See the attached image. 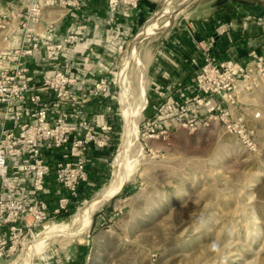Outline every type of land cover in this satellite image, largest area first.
<instances>
[{"label":"rangeland","instance_id":"374dc122","mask_svg":"<svg viewBox=\"0 0 264 264\" xmlns=\"http://www.w3.org/2000/svg\"><path fill=\"white\" fill-rule=\"evenodd\" d=\"M82 1L45 10H78ZM104 1L110 18L137 12L141 2L132 7L119 0L112 12ZM147 1L148 11L125 35L108 75L99 78L107 88L94 98H108L111 125L77 123L107 137L106 160L92 177L86 171L88 184L66 213L13 239L0 252V264H264V96L241 97L232 110L233 117L260 113L249 122L253 135L250 147H244L221 121L197 107L195 82L189 94L177 88L165 97L151 71L165 41L191 30L185 28L190 17L240 4L264 25V0ZM28 5L29 0L8 15L0 6V32L9 28L10 14L19 17ZM19 18L24 34L25 19ZM227 26L220 23L214 31L221 34ZM73 29L68 32L75 34ZM124 145L125 156L120 155ZM123 174L129 175L126 182L84 220L81 231L68 235L80 228L77 210Z\"/></svg>","mask_w":264,"mask_h":264},{"label":"built area","instance_id":"2783aa9c","mask_svg":"<svg viewBox=\"0 0 264 264\" xmlns=\"http://www.w3.org/2000/svg\"><path fill=\"white\" fill-rule=\"evenodd\" d=\"M76 2L29 0L25 13L18 15L25 19L22 46L12 54H0V64L3 60L14 63L11 70L0 69V112L3 115L0 128V229L7 230V237L0 239V252L13 239L32 234L44 222L69 210L72 202L80 197L81 188L88 184L84 161L88 147L93 145L102 149L108 144L107 137L97 135L93 127L72 123L67 111L58 109L54 115L50 113L42 104L41 96L31 92V78L23 64V59L35 52H43L46 59L56 60L82 41V37L72 30L57 38L56 28L50 23L46 25L44 35L28 28L39 22L45 9L73 6ZM123 2L136 7L137 0ZM107 3L112 12L120 5L119 0H107ZM217 35H220L218 31L198 40L200 65L194 78L198 94L193 100L197 107L205 108L209 119L221 121L226 132L238 137L242 146L250 147L253 129L249 122L259 118L260 113L251 111L233 117L232 110L241 97L264 96V54L249 51L240 60L219 58L215 52ZM76 84L74 77L55 71L41 85L52 92L54 101L63 105L78 100ZM106 88V80L98 79L84 94L101 96ZM23 103L27 104L23 111L15 110L16 105ZM184 107L180 109L186 110ZM77 131H81V135L74 137ZM47 148L55 157L64 151L62 158L54 159L53 167L43 155ZM52 172L55 182L65 193L57 199L50 213L41 194L45 179ZM24 179L29 180L35 198L25 193Z\"/></svg>","mask_w":264,"mask_h":264},{"label":"crops","instance_id":"0c3cea01","mask_svg":"<svg viewBox=\"0 0 264 264\" xmlns=\"http://www.w3.org/2000/svg\"><path fill=\"white\" fill-rule=\"evenodd\" d=\"M151 5L147 0H141L137 12L129 11L116 14L110 18L104 0H83L78 10H44L37 24H30L29 29L44 35L45 27L54 22L56 37L63 36L73 27L82 42L75 44L56 60H48L43 52H35L25 57L23 64L28 68L31 78V92L41 96V102L47 106L50 113L63 109L70 115V121L77 124L86 121L96 128L102 129L111 125L112 111L105 96L94 98L86 96L84 91L99 78L106 77L113 67L117 55L121 52L127 32L132 24L142 18ZM0 6L7 11L24 9L27 0H0ZM249 9L240 4L221 7L217 14L203 17H190L191 23L165 41L161 53L152 61L151 71L155 83L162 88L165 97L170 96L175 89H182L186 93L192 91L194 77L200 65L198 40L215 34L218 24H227L226 31L216 36L215 52L219 58L240 60L249 51L264 54V25L253 16ZM196 14V12L191 13ZM190 14V16H191ZM241 17V18H240ZM11 18V19H8ZM7 29L0 32V54L13 53L22 46L23 32L19 28V17L10 14L7 17ZM188 22V21H187ZM230 23V25H229ZM126 35V36H125ZM14 63L3 60L0 69L11 70ZM55 71H63L77 81L76 91L78 100L72 104H59L54 101L52 92L43 89L42 81ZM27 104H18L15 110L23 111ZM2 112H0V128L2 127ZM12 126V125H10ZM15 126V125H14ZM77 131L74 137H79ZM64 151L56 157H63ZM108 148L98 149L89 146L85 155V168L89 177L94 174V168L100 166L107 157ZM43 155L53 167L54 152L47 148ZM23 188L26 194L33 195L28 179H24ZM63 189L55 182L53 172L45 179L44 191L41 198L48 205L51 213L57 199L64 195ZM34 196V195H33ZM35 198V196H34ZM7 237L6 228L0 229V239Z\"/></svg>","mask_w":264,"mask_h":264},{"label":"bare ground","instance_id":"6f19581e","mask_svg":"<svg viewBox=\"0 0 264 264\" xmlns=\"http://www.w3.org/2000/svg\"><path fill=\"white\" fill-rule=\"evenodd\" d=\"M139 41V40H138ZM126 116V115H125ZM135 119V118H134ZM134 128H136V127H134ZM127 129V128H126ZM128 130V129H127ZM131 130H132V127H131ZM126 132H128V131H126ZM135 134V133H134ZM130 136V135H129ZM127 139V138H126ZM136 139V138H135ZM125 140V139H124ZM136 141V140H135ZM123 143H126L125 141L123 142ZM129 143V142H128ZM127 148H128V145H124L123 147H122V151H121V153H120V155L122 154L123 156H125L126 154H127ZM134 148V147H133ZM129 150V149H128ZM135 150H137L136 149V147H135ZM133 152H135V151H132V153ZM137 152V151H136ZM138 153V152H137ZM133 154H135V153H133ZM134 156V155H133ZM119 159V158H118ZM122 159V158H121ZM121 159H120V161H121ZM138 160V159H137ZM119 161V162H120ZM135 161V160H134ZM118 163V162H117ZM123 168H124V165H123ZM122 168V169H123ZM121 169V168H120ZM120 169H119V171H120ZM129 170V169H128ZM130 172H131V170H130ZM119 175H120V173H119ZM119 175H116L115 177H114V179H112V181H111V183H110V185H108L104 190H102V191H100L91 201H89V202H86L85 204H84V206L82 207V208H80V209H78L77 210V212H76V214L74 215V219H75V221H78V223H80V228L78 229V230H76L75 232H73L72 234H68V235H73V234H75L76 232H79V231H81L82 229H81V227L83 226V222H84V220L85 219H87V218H89L92 214H93V212L98 208V207H100L101 205H103V203L104 202H106L107 200H109L112 196H113V194H114V192H115V190H116V188H117V186L122 182V181H124L125 180V182H126V180L129 178V175L128 174H123L121 177L119 176ZM122 184V183H121ZM119 191V190H118ZM117 191V192H118ZM116 192V193H117ZM73 217V216H72ZM78 225V224H77ZM47 235V234H46ZM40 240V239H39ZM38 246V245H37ZM39 247V246H38Z\"/></svg>","mask_w":264,"mask_h":264}]
</instances>
